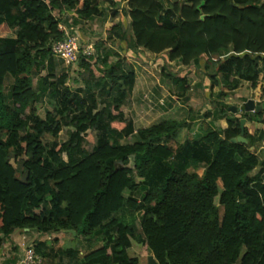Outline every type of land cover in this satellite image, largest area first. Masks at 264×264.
Here are the masks:
<instances>
[{
    "label": "trees",
    "instance_id": "1",
    "mask_svg": "<svg viewBox=\"0 0 264 264\" xmlns=\"http://www.w3.org/2000/svg\"><path fill=\"white\" fill-rule=\"evenodd\" d=\"M121 2L136 47L184 66L203 62L227 88L264 80V0H172L170 8L161 0H0V247L19 230H75L71 247L35 244L39 264L60 253L69 264H141L129 252L135 239L158 264H264V170L253 175L260 158L251 150L264 144V131L245 129L248 142L234 141L247 114L228 117L224 129L202 124L194 138L176 142L193 128L188 119L137 129L126 117L137 75L125 72L120 53L79 54L82 73L117 88L103 107L69 87L68 71L55 73L52 45L66 37L61 15L75 14V23L111 9L116 16ZM4 24L15 38L2 37ZM110 33L128 40L121 21ZM166 76L174 95L186 97L188 77ZM43 98L54 107L44 117L37 114ZM248 120L264 123V109ZM64 128L68 140H47ZM92 129L99 133L89 151Z\"/></svg>",
    "mask_w": 264,
    "mask_h": 264
},
{
    "label": "rangeland",
    "instance_id": "2",
    "mask_svg": "<svg viewBox=\"0 0 264 264\" xmlns=\"http://www.w3.org/2000/svg\"><path fill=\"white\" fill-rule=\"evenodd\" d=\"M167 8H170L172 0H161ZM120 7L123 8L119 11V15L114 18L111 17L113 9L108 11L109 17L103 18H95L92 21H84L75 23L74 20L76 16L73 13H64L62 19L66 21V25L71 23L76 24L75 27L78 28L81 35V44H80V53L83 52L86 46L89 44H93L95 48L94 57L97 56L98 52L111 50L113 54L115 52L121 53L122 56L126 57L128 60V66L126 67V71L134 70L137 73V84L133 94L127 99L123 106V111L127 118H132L135 121L136 128H142L145 126L153 125L154 123L165 120L168 118H176V119H187L189 115L190 109L196 110L199 113V109L207 108L209 106V97L201 95L198 98L199 104H197L196 99L194 100V96L190 93L189 98H184L179 100L172 92L171 87L168 85V77L166 75L172 73L176 75L186 76L190 81L191 87H193L199 81L202 83L208 75L203 69H196V67L184 66L180 62L177 61H167V54L161 55H153L150 52H147L141 48H138L134 45L133 34L131 29V19L128 15V10L126 4L121 2ZM124 6V7H123ZM104 8V6H102ZM63 21V22H64ZM122 22L124 30L127 32L128 40L120 41L118 38L116 40H108L110 34V28L113 24ZM69 26V25H67ZM2 37H10L14 34V32L4 24L1 27ZM103 44L102 49H98L97 44ZM132 46V47H131ZM57 58V57H56ZM110 62L117 61V57L115 55H111L109 57ZM62 71H68L69 79L67 84L71 87L72 90L77 93H82L86 95V97L92 99V96L95 95L101 101V106L103 107L105 100L110 99V94L115 95L117 90L113 92L114 89L109 86L106 88L107 84H102L97 82L96 80H90L86 73H82L78 67V64L67 65L63 59H56L55 73H59ZM45 72L41 74H37L35 77L36 87H38L39 80L41 76L44 77ZM10 81L8 79L7 83V91L10 89ZM106 85V86H103ZM111 85V84H110ZM117 89V88H116ZM60 92L63 94L65 92V87H60ZM192 96V97H191ZM195 103V105L192 103ZM55 102V100H54ZM55 104V103H54ZM202 104V105H201ZM38 112L40 116H45L46 112L49 110H53V103H50L47 98H43L38 102ZM67 128H64L61 133L57 137H52L47 135V140H57L60 142H64L68 140V132ZM97 130H91L90 136L91 140L86 142V148L89 151H92L96 145L95 140L98 135ZM192 137V132L188 129H184L181 134L177 137L178 140H184L187 137ZM65 161L67 159L65 158ZM140 217V214H139ZM139 228V236L141 237L140 226ZM35 232V233H34ZM33 233L26 235V243L27 246H35L36 242L44 239L47 241V245L44 243V246L50 250L54 249V251H58L57 242L55 239H58L57 236H53V234H45L41 235L38 232L34 231ZM25 234L20 231L19 236L23 237ZM68 238V239H67ZM60 239V238H59ZM63 239V240H62ZM67 239V240H66ZM70 240V237L64 238L61 236L60 245H64V242ZM72 243H68L67 246H72ZM130 255L134 257H138L140 259L141 264H149V256H151L150 252L145 248L143 244L138 240H133V245L129 250ZM59 255V254H58ZM64 256L62 253L60 257Z\"/></svg>",
    "mask_w": 264,
    "mask_h": 264
},
{
    "label": "crops",
    "instance_id": "3",
    "mask_svg": "<svg viewBox=\"0 0 264 264\" xmlns=\"http://www.w3.org/2000/svg\"><path fill=\"white\" fill-rule=\"evenodd\" d=\"M107 5H108V3L104 7L107 8ZM120 6L121 5L117 6V8H116L118 14L116 16H113V14H112L111 17L116 18L119 15V11L123 9ZM125 8H127V5H126ZM108 11L109 10H107L106 17L110 16L108 14ZM61 26H64L66 28L70 27V26H67L64 23L61 24ZM79 33H80V31H79ZM10 37L11 38H15L16 34L14 33ZM116 39L117 38L112 33L109 34V37H108L109 41L116 40ZM150 54H153V53H150ZM120 55H121V53H120ZM122 57H124V56H122ZM57 58L59 59V57H57ZM124 58L126 59V57H124ZM127 61L128 60L126 59V62ZM126 65L128 66V63ZM204 65L205 64L203 62H201V64H199V65L192 64V65H190V67L194 66V67H196V69H203L205 71ZM136 75H137V73H136ZM108 84L109 85H107L106 88L109 86L110 88L114 89L113 92H115L116 88L111 83H108ZM136 84H137V81H136ZM194 84L195 85L193 87H191L190 82H189L190 90H189L188 94L190 93V95L192 94L194 96L193 99L194 100L196 99L197 104H199V101H198V98H196V97L200 98L201 95H204V97L205 96L209 97V101L210 102H209L208 109L201 107V109L198 110L199 113L196 112L195 108L194 109H192V108L190 109L187 119H188V121L193 123L194 126H193V128L191 130L190 129H188V130L192 132L193 136L192 137L188 136L187 138H191V139L194 138L202 124L212 125V126H214L215 128H218V129H224V128H226L228 126V121H227L228 117H233V116L234 117H242V115H244V114L248 115L247 117H243V118H245L247 120V122L245 124V129H247L250 134L257 135L261 131H264V123L263 122L248 120V117H252L253 118V116L257 112L256 111L248 112L244 108V104L250 99L255 102L256 106L263 105V103H264V80H263L262 76H261V79H260L257 87H255V88L251 86L250 82L242 81L237 88L231 89V88H227L225 86V84L221 81L220 78L218 80V84H215L210 77L206 78V80H204L202 83H199V81H198V82H196ZM135 87H136V85H135ZM134 90H135V88H134ZM221 91H224L226 93V96L221 97L220 96ZM188 94H187L186 98H189ZM115 95L110 94V99H108V100H105V98L102 99V101L104 102L103 105L105 106L107 103H109V101H111V99ZM193 102L194 101H192V103ZM222 102H225L229 106L226 113H223L221 111L219 105H218L219 103H222ZM193 104L195 105V103H193ZM233 107L235 109H237V111H235L233 109ZM262 109H264V107H260V111ZM161 121H163V120H160V121H158L156 123H159ZM134 123H135V121H134ZM156 123H154V124H156ZM145 127H148V126H145ZM184 129H187V128H184ZM184 129L180 130V132L175 137V141L176 142H181L182 143V142H184L187 139L186 138V139L180 141L177 138ZM251 150L255 151L257 153V155H259V158H260V163L255 168V170L253 172V175H256L257 173H259L262 170H264V144L259 143L257 146L251 147ZM20 231H22L25 234L23 237L19 236V232ZM33 232L34 231H30L29 229L28 230H26V229L25 230H19V231L14 232L9 237H7L6 241L0 247V264H9L14 259H17L15 264H17L19 261H21L22 258L25 255L26 249L30 246V245L27 246V243H26V238L27 237H26V235H29V234H31ZM38 234L45 235V234H49V233H39L38 232ZM52 234H53V236H57V238L58 237L60 238V239L59 238L55 239L56 242L58 241L57 242L58 250L59 249H64L65 247H71V246H67L68 243H72L73 245L75 244V240L72 239L71 235L69 233L65 232V231L61 232V233H52ZM61 236H64V238L69 236L70 240L67 241V242L63 241L64 245H62V244L60 245ZM44 243L47 245V241H45L44 239H41L40 241H38V243L36 242V244L41 245V246H42V244L44 246ZM60 256H61V253L58 255V258H56V259L53 258V260L49 259V264H61V263L69 264V256H65V255L62 256V257H60Z\"/></svg>",
    "mask_w": 264,
    "mask_h": 264
},
{
    "label": "built area",
    "instance_id": "4",
    "mask_svg": "<svg viewBox=\"0 0 264 264\" xmlns=\"http://www.w3.org/2000/svg\"><path fill=\"white\" fill-rule=\"evenodd\" d=\"M66 31V37L62 41H57L52 45V52L56 57L64 60L67 65L78 64L80 54L81 35L77 27L70 26L66 28L61 26ZM87 56L95 54V48L93 44H89L82 52ZM41 259L36 253L34 246H29L25 255L21 261L17 264H39Z\"/></svg>",
    "mask_w": 264,
    "mask_h": 264
},
{
    "label": "water",
    "instance_id": "5",
    "mask_svg": "<svg viewBox=\"0 0 264 264\" xmlns=\"http://www.w3.org/2000/svg\"><path fill=\"white\" fill-rule=\"evenodd\" d=\"M219 80V77L217 78ZM260 107H264V103L261 106H256L255 102L253 100H248L245 104H244V108L246 111L248 112H252V111H256L259 112L260 111ZM233 109L235 111H237V109H235L233 107ZM247 120L245 118L241 119V128H242V134L241 136H238L237 138L234 139L235 142H240V143H247L248 140L247 138L244 137L245 134V124H246ZM28 230V229H26ZM67 233H73L74 235H76V231L75 230H68L65 231ZM149 264H158L156 258L154 257V255L149 256Z\"/></svg>",
    "mask_w": 264,
    "mask_h": 264
}]
</instances>
